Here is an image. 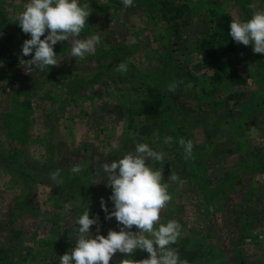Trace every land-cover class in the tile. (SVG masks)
Here are the masks:
<instances>
[{"label":"rangeland","instance_id":"1","mask_svg":"<svg viewBox=\"0 0 264 264\" xmlns=\"http://www.w3.org/2000/svg\"><path fill=\"white\" fill-rule=\"evenodd\" d=\"M80 2L91 11L80 38L98 33L96 51L74 58L70 38L54 48L57 65L29 71L20 59L22 43L30 36L15 22L27 0H0V40L7 41L0 56V155H10L13 168L0 164V264H59L58 258L75 245V218L83 208L91 216L101 210L103 198L111 210L102 165L134 149L126 137L125 114L138 110L145 97V85L118 84L115 76L110 82L104 76L85 83L96 73L94 58L112 45L123 47L128 67L138 70L146 85L153 82L149 78L154 85L165 78L166 86L158 89L164 98L162 121L150 123L151 131H158L149 142L163 154L161 163H151L162 170L171 195L160 222L176 220L182 226L171 247L203 250L206 257L196 264H210V258H215L212 264H264V54L231 37L222 40L224 28L217 24L223 14L231 20L250 18L264 9V0H133L127 8L121 0ZM183 4L190 11L189 21L161 18L162 11ZM220 61L237 70L240 84L230 82ZM64 69L67 76L62 77ZM142 121L140 116L136 123ZM6 125H13L14 133ZM166 136L173 137L171 144L164 143ZM180 139L193 141L191 158L185 159ZM113 142L119 144L118 151H109ZM164 147L172 148L170 158L182 148L181 164L186 171H199V184L176 178L180 164L167 158ZM45 163L56 170L79 167L78 180L84 186L72 184L77 178L72 171L56 183L49 170L38 168ZM236 168L242 174L226 177ZM225 177L230 190L218 200H207L202 179L212 190ZM17 199L41 217L26 214L13 227ZM91 230L95 234L94 226ZM108 230L100 234L106 236ZM140 251L131 256L118 252L110 264L125 259L142 264L144 259L137 260Z\"/></svg>","mask_w":264,"mask_h":264},{"label":"clouds","instance_id":"2","mask_svg":"<svg viewBox=\"0 0 264 264\" xmlns=\"http://www.w3.org/2000/svg\"><path fill=\"white\" fill-rule=\"evenodd\" d=\"M121 2L125 8L133 5V0ZM90 12L89 6L80 0H27L24 10L15 18L21 31L30 36L21 46V65L29 71L57 65L54 48L70 38L72 57L84 59L95 52L101 43L98 33L80 38ZM228 36L244 46L251 45L254 53L264 54V9L255 11L247 19H233ZM29 56L30 59H23ZM118 70L127 73V63L121 62ZM172 142L173 137L164 138V143ZM178 143L185 159L191 158L193 141L180 139ZM114 150H119L117 142L109 148V151ZM152 161L161 163L163 154L141 142L136 143L132 151L102 165V176L111 189L108 200L112 208L109 210L103 198L100 207L106 220L115 219L118 230L109 229L106 236L100 234L99 215L90 217L85 206L75 218V245L58 258L59 264H110L116 253L131 256L137 250L148 254L142 264H187L177 249L171 247L181 236V224L176 220L160 222L161 210L171 200V195L167 183L163 182L162 170ZM80 171L79 167L72 168L73 173ZM50 178L56 183L63 182L59 170L52 172ZM93 226H97L95 234L91 230ZM121 264H127V259Z\"/></svg>","mask_w":264,"mask_h":264},{"label":"trees","instance_id":"3","mask_svg":"<svg viewBox=\"0 0 264 264\" xmlns=\"http://www.w3.org/2000/svg\"><path fill=\"white\" fill-rule=\"evenodd\" d=\"M110 2L116 3L115 0L114 1L110 0ZM170 13H172V14H170ZM168 14L170 15V17ZM161 15H162L161 18L166 20V21H170V20L178 21V20H182V17H184L185 20H182V21L187 22V21H189L190 11L185 6V4H183V5L177 6L173 9H170L168 11H162ZM3 21H4L3 19H0V24H2ZM231 21L232 20L227 16V14H223V15L218 16L217 24L220 27L224 28V29H221L222 33L220 35L222 40H224V41L229 40V37H230V36H228V31L224 27V24L226 23L225 26L229 27V24ZM6 42L7 41L5 38L0 40V56H2V53H4V51L6 49ZM225 48L229 49L230 45L225 46ZM126 55H127V53L123 49V47L119 48V46H117V45L110 46L104 53L101 54V56L97 57V59L94 58V60H96V62H97V65L93 68L96 70V73L93 75V77L89 78L90 80H88L85 83L86 84L90 83L92 81V79L94 81L95 80L98 81L100 78H102L104 76H106V81L110 82L111 77L115 76L114 79L118 80V81H116V82H118V84H123V83L131 84L133 81H135V82L141 83V85H145V89H144L145 97L143 99H141L140 105L137 108L138 110L131 111V113H129L130 111H127V114H125L126 117H129V119L126 120V123L128 124L127 128H126V130H127L126 137H127V140L131 143V145L135 146L136 143H141V142H144V143L148 142V144L150 145L149 139L152 138L153 132L156 133V131H158V130L151 131V129H150L151 124L150 123H153V122L159 121V120L162 121V114H163L162 105L164 103V98H163L161 91L158 89L159 88L161 89V87H163L162 84H164L163 80L165 78L161 82L159 81L160 83L158 82L160 85L159 84L158 85L152 84L155 81H154V79L149 78L148 80H151L153 82L152 83L150 82L146 85L143 82L144 78L142 77V75L138 72V70H135L132 65H130V67H128L127 73H121L118 70V66L121 62L127 63L129 66V62L125 58ZM107 58H108V60H106ZM220 65L222 66L223 71H226V74L228 75L231 83H233V84L239 83L240 84L242 82L241 78L238 76L237 70H234V69L229 70L228 69V67H229L228 63H226L225 61H220ZM228 70H229V72H228ZM60 75L62 77L67 76L66 70L64 69V71H61ZM165 86L166 85L164 84V87ZM133 90H134V88H130V91H133ZM227 99H229V98H227ZM140 116H142L144 118V121L139 123V124H142L141 127H139V124H137L138 123L137 120L140 118ZM165 122H167V121H164L163 123H165ZM6 127L9 128L8 131H12V133H14L13 125H10V126L6 125ZM17 135H19V134H17ZM151 147L153 149H155L154 145H152ZM164 148L165 149H163V150L165 151L167 158L171 159L172 157L170 158V155H171L170 150H172V148H167V147H164ZM181 149L182 148H180L179 150H181ZM179 150H176V151H178V153L176 152V156L173 153V158H172V159H175L174 162L176 161L178 164H180L179 165L180 169L176 171L175 176H176V178L180 177V179L186 178V179H188L189 183H193V185L196 186L194 184V181H196V183L199 184V181H200L199 177H198L199 171L198 170H193L191 172L188 170L186 171L187 168L183 167L181 164L182 163L181 161H182V158L184 155L181 151L179 152ZM0 158L7 159L4 162H0V164L6 165V167H8V168H12L11 166H9L10 155L9 156L8 155H5V156L0 155ZM84 160H85V158H84ZM64 167L67 169V172H65L66 169L63 170ZM38 168L47 169L51 173L56 171L55 168L49 166V163H45L40 167L38 166ZM71 171H72V169L69 167V165H62L60 167V170H59L60 175H62V174L67 175L68 173L72 174ZM249 172H251V171L248 170L244 173H249ZM20 173L22 174V172H20ZM238 173H241V172L238 168H236V169H234V172L232 174H226V177L238 175ZM78 174L80 176V172L77 173V178L73 179L74 182L72 181V184L75 183V184H79L81 186H84V182L78 180L79 179ZM226 177H225V179H220L219 180L220 183L216 184L215 188L212 190H208L205 187V181L202 179V186H201L202 193H204V197L207 198V200H211L213 198H215V200H218L217 199L218 195L219 196H225L224 194H225L226 190L227 189L230 190L229 189L230 188V182ZM65 180L68 181V179H65ZM68 183L71 184V182H68ZM58 190H59V187L56 186V192L55 193H58ZM89 193H91V192H88L87 195H89ZM90 197H93V196H90ZM57 200H59V199H57ZM57 200L55 199L54 203H56ZM18 201H19V199H17V201L15 202V209H14L15 211H13V214H12L13 215V218H12V226L13 227H15V223L17 222V220L20 219L21 217L25 216L26 214H28V217H30V219L31 218L32 219H38L41 217L40 216L41 214L38 213L39 211L36 208L30 206L27 203H25L22 207L19 203H17ZM95 215H99V230H102V231L107 230V229L118 230L117 222L115 221L114 218L111 220H106L105 219V213L101 210H98L97 212L92 211L91 216H95ZM243 227H245V226H243ZM94 228L96 229L97 226H94ZM244 236H245V234L242 233L241 237L243 238ZM202 251L199 248H193L190 250H187L186 248L185 249L180 248L178 250L181 259L183 261H186L187 264H196L197 261H200L202 257H206L202 253ZM2 255H3V252L0 251V257ZM146 257H148V254L141 250L139 252V255L137 256V260L141 261V260L145 259ZM208 261H210V264L216 262L215 258L213 260L210 258Z\"/></svg>","mask_w":264,"mask_h":264}]
</instances>
